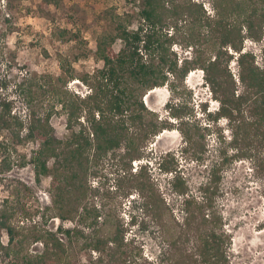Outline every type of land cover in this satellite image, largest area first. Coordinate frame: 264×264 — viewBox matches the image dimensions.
Listing matches in <instances>:
<instances>
[{
  "label": "trees",
  "instance_id": "obj_1",
  "mask_svg": "<svg viewBox=\"0 0 264 264\" xmlns=\"http://www.w3.org/2000/svg\"><path fill=\"white\" fill-rule=\"evenodd\" d=\"M59 1L43 0L42 3L58 6ZM166 2L171 8L165 7ZM173 2L141 0L142 7L137 13L140 23L135 30H129L127 23L110 14L112 29H103L96 40L93 72L80 77L90 88L85 97L80 98L67 89V82L74 80L75 74L73 69H65L66 62L62 58L59 66L63 74L54 81L50 76H33L15 84L14 93L26 109L25 120L12 113L13 101L0 93V174L9 172L14 165L24 167L30 163L37 182L41 177L50 178L51 200V206L41 213V224L34 222L28 226L22 220L21 224L14 225L18 216L31 218L19 197L22 193L29 194L30 189L20 181L15 182V200L4 199L0 207L2 263L78 264L77 255L91 251L99 256L89 264H125L126 258L137 256V252L128 251L130 242L124 243L121 225L110 214H104L99 223L102 213L94 206L85 205L79 212L86 195L83 178L88 172L97 174L95 169L106 158H112L130 173L131 161L142 158L148 142L166 128L165 123L158 122L155 113L144 106L142 96L166 85L173 100H177L175 95L180 92L177 83L191 70L200 69L210 95L218 103L214 112L207 111L205 105L202 109L211 123L225 119L231 133L228 147L235 153L228 156L222 140L220 160L210 166L206 181L198 188L201 201L188 194L174 156L171 153L158 155L159 170L174 173L169 188L184 196L182 225L176 222L163 201L153 195L144 166L129 175L140 191L147 192L144 210L152 213L165 235L164 251L170 264H227L224 236L217 233L221 219L213 211L221 172L234 159L253 158L257 170L264 173V159L259 158L257 151L264 149V47L261 68L253 52L243 51L245 40L259 43L262 39L264 0H211L212 17L205 16L202 5L191 0ZM184 15L190 19L185 30L178 25ZM168 20L170 23H166ZM164 26L170 27L172 32H163ZM64 34L65 31L61 36ZM116 41L122 44L118 52L113 49ZM174 42H181L192 50V58H184L180 66L171 50ZM205 44H210V49ZM233 59L238 67L241 92H237L228 68ZM6 88L7 82L0 79V90ZM40 96L48 98L45 104ZM57 105L66 116L63 123L69 135L65 139L56 136L50 123L54 115L60 114ZM165 106L173 118L180 119L177 127L186 145L182 151L191 152L195 161H202L204 145L195 141V137L203 138V134L199 127H188L183 120L191 111L180 102ZM208 128L203 130L209 131ZM3 132L7 133L6 137H2ZM27 142L36 144V149L28 158L18 155V159H14L15 146ZM91 150L94 156L89 162L87 153ZM53 216L61 222L74 223L73 227H58L55 232L45 229L43 225ZM133 223L132 217L130 224ZM192 229L198 241L197 258L181 249ZM2 232L6 233V244L1 241ZM33 244H40L42 250L31 254L29 247Z\"/></svg>",
  "mask_w": 264,
  "mask_h": 264
},
{
  "label": "rangeland",
  "instance_id": "obj_2",
  "mask_svg": "<svg viewBox=\"0 0 264 264\" xmlns=\"http://www.w3.org/2000/svg\"><path fill=\"white\" fill-rule=\"evenodd\" d=\"M191 1L202 5L205 16L214 15L211 0ZM42 2L43 0H0V79L7 82V88L1 89L0 93L13 101L12 113L19 115L23 120L26 109L14 93L15 84L21 82L24 77L33 76H50L53 77L51 81H54L63 74L59 66V60L62 58L66 62L65 69H73L75 74L74 80L67 82V89L80 98L85 97L90 92V88L80 81V77L93 72L96 63V40L103 29L109 31L112 29L110 14L118 16L127 23L129 30H135L140 23L137 13L142 7L141 0H60L58 6L53 4L45 6ZM179 2H187V0H174L173 3ZM165 7L171 8L170 3L166 2ZM189 20L187 15H184L182 20L178 21V25L185 30ZM64 31L66 34L61 36ZM162 31L168 34L172 32L168 26H164ZM74 36L76 37L73 38ZM121 46V42L116 41L113 45L114 51L118 52ZM204 46L210 49L211 45ZM263 47L264 26L261 41L254 43L247 39L243 48V51H251L256 55V64L260 68ZM171 50L176 55L178 66L184 58H192L191 47H185L181 42H174ZM228 68L237 85V92H241L242 86L238 83V67L235 59L229 63ZM177 86L180 91L175 95L177 100L175 98L173 100L172 93L166 85L150 90L142 96L144 106L153 111L158 122L165 123L166 128L160 130L158 135L148 142L142 158L131 161L130 173L122 169L112 158H106L100 161L95 169L97 174L88 172L83 178L86 195L81 200L79 212L85 205L94 206L99 213H102L99 223L103 220V215L108 213L121 225L124 243L130 242L127 245L128 251L138 253L135 257L126 258L125 264H170L169 256L164 251L167 243L165 235L152 213L144 210V204L148 201L147 192L140 191L135 182L132 183L130 175L144 166L148 175L146 181L153 195L163 201V205L169 208L176 222L182 225L184 215L181 210L184 196L169 189V180L174 173H164L156 166L150 167L146 165L147 161H152L158 155L171 153L177 161L176 169L186 182L188 194L201 201L202 195L198 188L206 181L210 166L220 160L218 154L222 140L227 155L231 156L235 153L233 148L228 147L231 133L225 119L211 123L207 121L202 109V105H205L206 109L214 112L217 105V101L212 98L210 89L204 82L203 72L200 69L191 70L181 82L177 83ZM39 98L44 104L48 99L43 96ZM204 101L212 102L211 107ZM170 102L184 103L191 111L190 114L183 116V120L188 123V127L194 125L199 127L203 134V138L195 137V141L204 145L202 161H195L191 152L182 151L186 145L177 127L180 119L173 118L165 106ZM57 108L60 114L54 115L50 123L56 136L65 139L69 135L63 123L66 116L58 105ZM205 127H209V131L203 130ZM6 136L7 133L3 132L2 137ZM15 149L16 153H12L14 159H18V155H25L28 158L31 151L36 149V144L27 142L15 146ZM257 151L259 158L264 159V149ZM87 154L89 162L92 161L94 151L91 150ZM50 163L51 161L48 162L49 165ZM91 164L89 163L88 167L92 170ZM256 165V160L253 158L234 159L221 172L213 211L221 219L217 233L224 236L227 264H264V173L258 171ZM16 181H20L30 189L29 194L24 195L22 191L19 197L21 206L29 211L31 218L21 219L19 218L21 216H18L19 219L17 218L14 225L21 224L22 220L28 226L34 222L41 224V213L45 207L51 206L48 192L50 178L41 177L37 182L30 163L24 167L14 165L9 172L0 174V207L4 199H8L9 202L15 200ZM130 216L133 217V224H130ZM56 219L58 218L53 216L43 227L55 232ZM73 224L59 220L58 227L72 228ZM58 236L65 242L62 235ZM186 237L188 240L182 243L181 249L197 258L196 232L192 229ZM1 241L7 243L5 232L1 233ZM41 250L40 244L29 247L31 254ZM98 256V253L92 251L77 255L78 264H89L90 260L93 261ZM1 258L2 256L0 264H7L2 263Z\"/></svg>",
  "mask_w": 264,
  "mask_h": 264
},
{
  "label": "clouds",
  "instance_id": "obj_3",
  "mask_svg": "<svg viewBox=\"0 0 264 264\" xmlns=\"http://www.w3.org/2000/svg\"><path fill=\"white\" fill-rule=\"evenodd\" d=\"M155 90V89H154ZM206 101H204V103H205ZM206 103H209V107H211V105H212V102H206ZM218 109V103H217V105H216V110ZM216 110H214V111H216ZM207 111H211V110H209V109H207ZM211 112H213V111H211ZM156 157V156H155ZM158 158H153V160L152 161H147V163H146V165H149L150 167H158ZM144 165H145V163H143ZM133 166H135L136 167V165L133 163ZM170 189V188H169ZM130 218H132L131 216H130Z\"/></svg>",
  "mask_w": 264,
  "mask_h": 264
},
{
  "label": "built area",
  "instance_id": "obj_4",
  "mask_svg": "<svg viewBox=\"0 0 264 264\" xmlns=\"http://www.w3.org/2000/svg\"><path fill=\"white\" fill-rule=\"evenodd\" d=\"M56 224H57V227L56 229L58 228V224H59V219H56Z\"/></svg>",
  "mask_w": 264,
  "mask_h": 264
}]
</instances>
